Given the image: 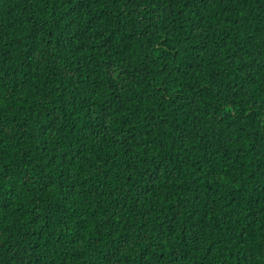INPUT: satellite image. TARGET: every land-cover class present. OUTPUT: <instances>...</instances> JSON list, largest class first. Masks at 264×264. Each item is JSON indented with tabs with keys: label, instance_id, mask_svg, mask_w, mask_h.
<instances>
[{
	"label": "trees",
	"instance_id": "16d2710c",
	"mask_svg": "<svg viewBox=\"0 0 264 264\" xmlns=\"http://www.w3.org/2000/svg\"><path fill=\"white\" fill-rule=\"evenodd\" d=\"M0 264H264V0H0Z\"/></svg>",
	"mask_w": 264,
	"mask_h": 264
}]
</instances>
